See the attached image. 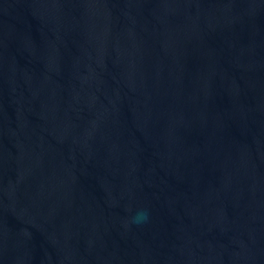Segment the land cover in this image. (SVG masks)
Wrapping results in <instances>:
<instances>
[{
	"label": "water",
	"instance_id": "95a60500",
	"mask_svg": "<svg viewBox=\"0 0 264 264\" xmlns=\"http://www.w3.org/2000/svg\"><path fill=\"white\" fill-rule=\"evenodd\" d=\"M0 264H264V0H0Z\"/></svg>",
	"mask_w": 264,
	"mask_h": 264
}]
</instances>
